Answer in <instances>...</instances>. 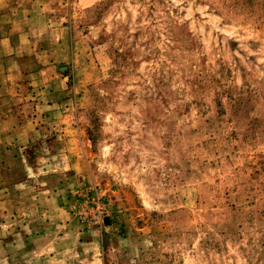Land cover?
Here are the masks:
<instances>
[{
    "label": "rangeland",
    "instance_id": "374dc122",
    "mask_svg": "<svg viewBox=\"0 0 264 264\" xmlns=\"http://www.w3.org/2000/svg\"><path fill=\"white\" fill-rule=\"evenodd\" d=\"M62 6L30 168L0 166V264H264V0Z\"/></svg>",
    "mask_w": 264,
    "mask_h": 264
},
{
    "label": "crops",
    "instance_id": "0c3cea01",
    "mask_svg": "<svg viewBox=\"0 0 264 264\" xmlns=\"http://www.w3.org/2000/svg\"><path fill=\"white\" fill-rule=\"evenodd\" d=\"M62 1L0 0V166L3 158H14L24 175L30 168L26 147L35 141L39 126L18 117L20 103L29 86L60 77L56 63L62 55L68 58L61 47Z\"/></svg>",
    "mask_w": 264,
    "mask_h": 264
}]
</instances>
